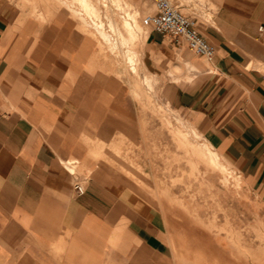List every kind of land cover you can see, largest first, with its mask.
I'll return each instance as SVG.
<instances>
[{
	"label": "crops",
	"instance_id": "crops-1",
	"mask_svg": "<svg viewBox=\"0 0 264 264\" xmlns=\"http://www.w3.org/2000/svg\"><path fill=\"white\" fill-rule=\"evenodd\" d=\"M173 1L213 57L145 22L155 0L134 63L99 48L82 5L0 0V264H264V0ZM130 68L237 182L179 184L177 140Z\"/></svg>",
	"mask_w": 264,
	"mask_h": 264
},
{
	"label": "rangeland",
	"instance_id": "rangeland-1",
	"mask_svg": "<svg viewBox=\"0 0 264 264\" xmlns=\"http://www.w3.org/2000/svg\"><path fill=\"white\" fill-rule=\"evenodd\" d=\"M113 1L112 0H99V3L101 5L102 11H103L102 18L104 19V21L106 23V29L111 34L112 41H113V38L116 39L117 34L114 31V29L108 25V19L105 17L106 9L110 7L111 15L114 14L119 19L123 14H125V6L123 5V3L121 4V2H123V1L125 2L127 0H113ZM130 1H127L126 4L129 5L127 7L131 8V9H138L139 8L141 11V17H140L141 21H142V18L145 16V14L147 12L151 11V9L153 8V0H130ZM201 1L206 2L209 0H201ZM62 2L67 7H70L71 5H73V6H71V8H72L71 10H73V11L76 8H78L80 10L82 7L79 0H62ZM103 2H106V5H104ZM74 7H76V8L73 9ZM73 15L81 22L82 19L79 18L80 14L75 13ZM83 15H85L87 18V24L82 20L83 21V28L86 29L85 27H87V29H86L87 32L94 33L93 24L96 25V17L95 16L93 17L91 15L89 16L85 13ZM136 35L137 36L135 38L134 43H131V45L134 47V49H135L136 42H138V40L143 37V35H141V33L140 34L136 33ZM97 37H98V41H99V48H101L102 50H104V49L108 50V52L110 51L111 55H114V57L116 59H122V57H125L127 59V55H126L127 53L125 54L124 51H125V49L128 48V45L112 46L111 43H109L107 40L102 38L101 34L98 33V31H97ZM100 38H102L103 40H101ZM126 52H128V51H126ZM135 54H136V49H135V53L133 54V59L132 60L130 59L131 63H134ZM120 64H121V62H120ZM131 66H134V64L130 65V67ZM128 74L130 76V83L133 86H135V89H134L135 92L133 93L134 97H136L137 99H140L142 101L144 100L147 103V107H150V109H151L150 112H152L155 117H159L162 120V123L164 125H166V127H168L171 130V132L173 133V135L175 136V138L177 140V145H178V150H179L178 151V158H177L178 172H179V175H178L179 184L182 182H186L187 180L189 181L190 177H192V181H194V182L200 181L201 180L200 178L205 176L207 171H210V172L213 171L215 173H218L220 175V177L226 183L237 182L239 180V178L232 171V169L226 168L223 170L220 168H214L203 156L194 152L193 146L191 143V138L194 137L196 139L201 140L200 139L201 133L200 134H192V132L190 131V124H185V118H183L184 116L181 113H177V112H175L177 116L173 115L169 110H167L165 104L163 103L164 101H161L160 96H159V101L162 103V105L161 104H160V106H158L157 104L155 105L157 95L155 94V90L151 86L152 84H150V81L148 79H144L141 76L138 77V75H139L138 71H136V70L134 71V68L133 69L130 68V71ZM124 76H126V75H124ZM128 81L129 80L126 76L125 82H128ZM158 92H159V90H158ZM171 118H177L178 119L177 127H173V126L170 127L169 126ZM184 131H186L187 133L184 134L183 133ZM227 167H228V165H227ZM190 172H191V174H190ZM163 208L168 209V207H163ZM178 213H179L178 228H185L186 223L184 221L185 219L180 216V214H181L180 207L178 208ZM168 224H169V222L167 223V225Z\"/></svg>",
	"mask_w": 264,
	"mask_h": 264
},
{
	"label": "bare ground",
	"instance_id": "bare-ground-1",
	"mask_svg": "<svg viewBox=\"0 0 264 264\" xmlns=\"http://www.w3.org/2000/svg\"><path fill=\"white\" fill-rule=\"evenodd\" d=\"M79 1L81 5L83 6V8L85 9V11L87 12V15L96 17L97 29L96 28L95 29L98 31V33H100L101 36L105 40L111 43L112 46L128 45V48H127L128 53H129L128 57L129 59L132 60L133 54L135 53V49L131 45V43H134L135 38L137 36L136 33L137 34L141 33V35H145L148 32V27L140 19L141 17L140 11L138 9L128 8L127 6L129 5L126 4L127 1L125 2L123 1L121 2V4L123 3V5L125 6V14H123L119 19L117 18L116 15L114 14L111 15L110 11H108V13L105 14V16L108 19V25L111 26V28H113L117 34L116 39L113 38V41H112L111 34L106 29V23L104 19L102 18L103 13L101 12V9L91 0H79ZM75 12L77 14H80V18L87 24V18L85 15H83L84 13H79L77 11ZM85 28L87 29V27ZM120 76L124 81L126 80V76H124L123 74H121ZM163 103L165 104L167 110H169L173 115L177 116L175 113L176 111L173 110L172 106L169 103L165 101ZM185 124H188V123L185 121ZM190 131L192 132V134H200V132L193 125H190ZM183 133L186 134L187 132L184 131ZM191 143H192L194 152L203 156L214 168H220L223 170L227 168V165L221 160V157L219 156L218 151L213 149L208 144V142L192 137Z\"/></svg>",
	"mask_w": 264,
	"mask_h": 264
},
{
	"label": "built area",
	"instance_id": "built-area-1",
	"mask_svg": "<svg viewBox=\"0 0 264 264\" xmlns=\"http://www.w3.org/2000/svg\"><path fill=\"white\" fill-rule=\"evenodd\" d=\"M156 11L145 19L151 22L155 29L169 32L177 37H184L191 49L207 57L215 54V45L212 44L196 27L195 19L186 13L179 3L173 0H155ZM263 25H261V29ZM74 186L78 192L85 190L80 177H76Z\"/></svg>",
	"mask_w": 264,
	"mask_h": 264
}]
</instances>
